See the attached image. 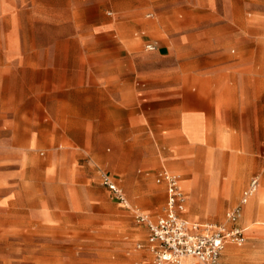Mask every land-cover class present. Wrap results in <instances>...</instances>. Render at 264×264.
<instances>
[{
  "label": "rangeland",
  "instance_id": "rangeland-1",
  "mask_svg": "<svg viewBox=\"0 0 264 264\" xmlns=\"http://www.w3.org/2000/svg\"><path fill=\"white\" fill-rule=\"evenodd\" d=\"M148 40L156 50L145 49ZM181 65L263 76L264 0H0V264H139L135 243L146 229L133 214L161 212L157 173L168 169L189 191L168 164L169 151L181 144H172L170 124L154 110L163 101H152L154 111L140 123L109 125L104 93L90 85L110 75L133 90L135 68L153 74ZM200 82L191 89L199 91ZM204 84L200 92L209 97L211 85ZM49 94L83 111L53 110L64 118L54 121L42 110V100L54 98ZM84 94L92 101L81 104ZM226 94L233 99L229 126L221 137L208 123L197 152L215 165L233 161L234 175L247 169L237 201L258 177L247 204L252 212L257 206L258 218L241 223L245 242L227 244L219 264H264V88ZM132 109L129 103L127 115ZM113 111L118 117L124 110ZM74 114L96 118L72 126ZM104 173L120 185L128 207L102 183ZM207 173L195 207L203 213L218 195L211 164ZM198 201L188 193L189 214ZM234 205L224 202L218 214L198 219L224 223Z\"/></svg>",
  "mask_w": 264,
  "mask_h": 264
},
{
  "label": "crops",
  "instance_id": "crops-1",
  "mask_svg": "<svg viewBox=\"0 0 264 264\" xmlns=\"http://www.w3.org/2000/svg\"><path fill=\"white\" fill-rule=\"evenodd\" d=\"M151 24L152 23L144 25L149 29H153ZM147 43H153L155 47L157 46L156 43L151 40L146 41V44ZM238 63L239 61L233 62V64L236 65ZM135 70L136 75L134 78L135 85L133 90H131V87L127 86V80L125 78H118V82H115L114 80H116V77L110 75L102 78L96 77L95 82L90 85L94 89H99L104 93L105 105L103 110L106 114L103 120L109 125L115 123L116 121L125 123L128 121L130 123L129 125H132L133 123L137 124L143 121L144 112H146V110L154 109V107L151 108L149 106L150 103H153L152 101H163L164 104L162 102V104L155 107L154 110L156 112H162V118H165L170 124L172 144H181V146L172 148V151H169L170 156L168 164L171 168L182 175V178H184L189 185V191L186 192V190L181 187L179 179L180 188L186 196L185 208L182 215L188 220L198 223H216L200 222L198 218H207L210 215L213 216L218 214L224 202L229 205L235 204L233 208L238 206L239 203L237 204V202L240 200L237 201V199L246 180L247 169L243 168V170H239L234 175V172L238 169V167L235 166L233 161L227 163L223 160L219 163V165H215L210 158L203 157L199 152H197V149H199L200 144L206 142V133L204 131L208 123H210V126L216 130L219 136H224L222 128L229 126L230 113L232 111L231 104L233 103V99L226 93L232 89L239 90V88L241 89L245 87H250L251 89L264 88V75L259 77L254 73H243L239 71L196 73L190 72L189 67L186 65H181L177 69L173 67L165 72L157 71L153 74H144L142 70L138 71L136 68ZM123 73L125 74L127 71H124ZM149 75L154 76L156 80L153 82L149 81ZM232 79L236 81L246 79L247 83L236 81L234 83H228V81ZM194 80L202 81L199 83V91L191 89V82ZM207 80L211 85V94L209 97L202 95L200 92L204 89V82L206 83ZM51 95L54 97L53 100H42V110H44L50 119L54 121H62L64 119L59 115L53 114V110L66 109L74 111L73 113L83 111L82 107L77 105L75 106L74 103L76 101L71 103L66 99L54 96L57 94H49V96ZM91 101V98L85 96L84 94V98H82L80 103L86 104ZM243 101L244 99H242V102ZM129 103H134V109L129 110V114L127 115L128 112L126 108ZM116 108L123 109V114L116 117L113 111ZM95 118V116H82L81 114H74L69 117V120L72 122L70 125L73 126L78 125L77 123L79 122H92ZM185 127H190L193 135H191L190 132H186L184 130ZM238 158L244 160L246 156L239 155ZM209 164H211L215 172L216 178L214 189L218 192V195H216L214 200L211 201V204H209L211 209L203 213L200 209L197 210L195 207L200 208L201 206L200 182L202 177L208 178L207 167ZM164 170L169 171L166 168H162L157 173L155 182L156 184L163 186V190L165 192V185L161 178V174ZM188 193L191 202L197 198L199 199L194 206L196 211H192L190 214L187 210ZM248 202L245 204L246 206L242 205L243 209L240 211V215L243 212L244 217L249 216L252 212V206L251 204L247 205ZM163 207L161 212L156 216L148 213L143 214H147L151 218H156L162 213ZM240 215L239 217L241 218ZM257 218V206H254L250 219L247 221L242 220V222L238 219V224L241 226V223H253ZM257 230L258 229H250V232L255 233ZM139 236L140 238L135 243V249L138 250V253L136 254L137 261L135 263L151 264V254L147 251V249L144 247L137 248L139 243H144L146 233L141 231L139 232ZM221 256L219 260L221 259Z\"/></svg>",
  "mask_w": 264,
  "mask_h": 264
},
{
  "label": "built area",
  "instance_id": "built-area-1",
  "mask_svg": "<svg viewBox=\"0 0 264 264\" xmlns=\"http://www.w3.org/2000/svg\"><path fill=\"white\" fill-rule=\"evenodd\" d=\"M155 48L153 43L145 44L148 51ZM161 178L165 185L162 213L156 218L140 212L134 214L136 223L146 229L145 241L137 248L147 249L151 254V264H186V259H192L195 264H218L227 244L242 245L245 242L244 229L238 224V219L241 206L259 186L257 176L251 177L242 191L239 205L225 214L224 223H198L185 218L182 214L186 196L180 188L178 176L164 170ZM102 183L118 202L128 207L127 199L114 179L104 173Z\"/></svg>",
  "mask_w": 264,
  "mask_h": 264
},
{
  "label": "bare ground",
  "instance_id": "bare-ground-1",
  "mask_svg": "<svg viewBox=\"0 0 264 264\" xmlns=\"http://www.w3.org/2000/svg\"><path fill=\"white\" fill-rule=\"evenodd\" d=\"M254 195V193L247 199V202L249 201V199ZM246 202V203H247ZM186 264H195L194 261L192 259H186L185 261Z\"/></svg>",
  "mask_w": 264,
  "mask_h": 264
}]
</instances>
